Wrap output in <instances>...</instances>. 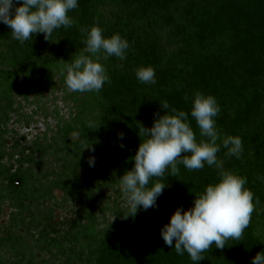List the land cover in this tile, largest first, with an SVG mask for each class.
<instances>
[{"label": "trees", "instance_id": "16d2710c", "mask_svg": "<svg viewBox=\"0 0 264 264\" xmlns=\"http://www.w3.org/2000/svg\"><path fill=\"white\" fill-rule=\"evenodd\" d=\"M78 3V8L68 13L76 24L54 30L49 40L38 34L20 44L13 39L11 29L0 23V42L6 43L8 59L15 66L14 82L22 84V91L27 94L40 82L43 88L56 89L70 101L73 120L61 128L65 143L72 150H80L85 140L90 142L86 154L113 160L108 177L113 181L134 166L132 157L146 138L142 126H153L154 113L166 114L160 101L190 113L191 104L183 99L186 94L191 97L201 91L214 96L221 108L215 119L222 137L238 136L243 146L240 158L226 155L227 149L221 147L218 162L223 170L246 178L244 187L253 193L254 211L240 239L227 240L223 249L213 245L202 253L205 258L199 264H251L252 258L264 251V0ZM97 22L105 37L119 33L129 41L127 59L101 56L100 63L111 83L98 94L69 92L61 69L85 48L80 28L90 29ZM141 66L155 69V85L136 79L135 69ZM6 104L12 107L11 96L0 94V151L5 142L2 121L8 114ZM189 120L199 142L202 137L190 114ZM121 133L122 141L118 138ZM33 152L29 149L28 154ZM1 156L0 153V167ZM68 164L66 160L57 174L53 168L54 182L41 186H34L21 171L10 169L6 177L14 209L12 229H16L17 237L27 241L36 235L40 250L65 247L76 252L77 235L94 230L96 203L88 197V184L96 180V165L100 163L90 167L87 159L80 157L71 170ZM178 169L176 177L168 171L165 177L150 179L149 188L155 182L166 186L157 200L158 208H141L135 217L114 225L107 235L101 233L105 236L96 243L100 244L97 264H193L187 253L178 256L174 248L165 246L161 229L177 208L189 209L195 195L218 182V170L207 164L202 170H188L183 165H178ZM28 185L32 190L27 189ZM54 189L63 194L62 205L56 200ZM69 205L75 206L76 217L56 223L55 208Z\"/></svg>", "mask_w": 264, "mask_h": 264}, {"label": "clouds", "instance_id": "9594fccd", "mask_svg": "<svg viewBox=\"0 0 264 264\" xmlns=\"http://www.w3.org/2000/svg\"><path fill=\"white\" fill-rule=\"evenodd\" d=\"M17 4L21 6L16 7ZM78 6V0H0V23L11 29L13 39L20 44L38 34L49 40L54 30L68 29L76 24L68 13ZM80 31L85 48L79 55H74L71 62L64 61L61 74L69 92L98 94L111 83L100 63L101 56L125 61L131 45L119 33L105 37L98 22L90 29L81 27ZM135 76L142 84L157 83L155 69L151 66L135 69ZM183 99L185 103L190 102V113L170 107L167 101H160L166 114L154 113L153 126H142L141 132L146 138L141 140L132 157V169L120 176L119 185L130 205L127 214H123L124 218L135 217L141 208L145 211L158 208L157 200L166 186L155 182L149 188L151 178L165 177L168 171L176 177L178 165L188 170H202L205 164L215 166L218 182L207 185L202 193L195 195L189 209L177 208L169 223L161 229L165 246L174 248L178 256L187 253L193 264H199L205 258L202 253L213 245L216 249H223L227 240L241 238L254 211L253 193L244 187L246 178L223 170L218 162L217 153L221 147L227 149L226 155L240 158L243 146L238 136L222 137L215 119L221 112L216 98L195 91L191 97L186 94ZM189 114L199 128L202 137L199 142ZM118 138L122 141L124 135L118 134ZM119 146L124 147L122 143ZM88 163L90 167L94 166V158ZM251 264H264V251L254 256Z\"/></svg>", "mask_w": 264, "mask_h": 264}, {"label": "rangeland", "instance_id": "374dc122", "mask_svg": "<svg viewBox=\"0 0 264 264\" xmlns=\"http://www.w3.org/2000/svg\"><path fill=\"white\" fill-rule=\"evenodd\" d=\"M5 45L4 41L0 42V94L11 96L12 107L9 108L10 104H6L9 108L8 114L2 121L6 132L3 134L5 142L1 145L0 151L2 155L0 171L3 174L0 176V264H61L66 260L76 261V264H97L100 244L96 243L105 236L101 233L107 235L108 231L113 230L114 225L132 218V216L124 218L123 214H127L130 205L121 192L119 179L113 181L108 178L114 162L107 157L99 160L86 154L90 142L85 140L80 150L75 148L72 150L67 146L61 128L73 120L72 104L66 101L58 90L45 89L40 82L36 83L35 92L27 94L26 91H22L25 87L14 82L15 66H12L8 59L9 53ZM3 56H6V59H3ZM54 80L58 81L57 78ZM5 88L6 93L3 92ZM5 102L7 103V100ZM29 149L31 152L35 150L33 155L28 154ZM80 157L87 159V162L94 158L95 162L101 165H96L99 172L95 171L96 180L88 184V197L96 203L93 232L77 235L76 252L65 247L51 251L40 250L36 246L39 244L36 235L34 239L28 241L17 237L16 229H12L14 227L11 226L14 209L10 204L12 193L6 180L9 170L18 173L21 171L34 186H41L40 184L54 182L55 176L51 175L53 168L57 174L68 160V169L71 170ZM98 174L105 176L99 178ZM105 177L107 179H104ZM27 189L30 190L31 187L28 185ZM53 192L56 200L62 205L61 191L54 189ZM74 208V205L56 207V223H63L67 217L75 218ZM22 234L26 238L25 230ZM94 235L97 238H94Z\"/></svg>", "mask_w": 264, "mask_h": 264}, {"label": "water", "instance_id": "95a60500", "mask_svg": "<svg viewBox=\"0 0 264 264\" xmlns=\"http://www.w3.org/2000/svg\"><path fill=\"white\" fill-rule=\"evenodd\" d=\"M17 184H19V183H17Z\"/></svg>", "mask_w": 264, "mask_h": 264}]
</instances>
